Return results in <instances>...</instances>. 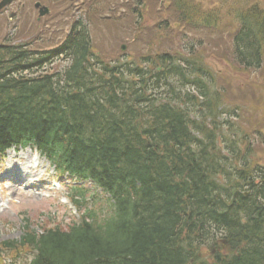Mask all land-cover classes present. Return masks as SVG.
Returning <instances> with one entry per match:
<instances>
[{"label":"trees","instance_id":"trees-1","mask_svg":"<svg viewBox=\"0 0 264 264\" xmlns=\"http://www.w3.org/2000/svg\"><path fill=\"white\" fill-rule=\"evenodd\" d=\"M146 1L131 0L128 13ZM168 1L179 23L196 17L213 34V12L200 2ZM229 19L218 30L222 57L260 68L264 10ZM83 21L47 50L0 44V155L29 146L58 174L93 187L70 188L77 218L37 232L25 222L18 241L0 245L29 248L28 264H264V171L250 163L246 136L222 129L228 110L217 98L230 90L211 92L212 75L192 52H162L143 59L144 68L107 66ZM174 28L164 23L152 34L162 40ZM59 58L65 69H47ZM174 83L194 85L196 96ZM210 246L213 256L203 253Z\"/></svg>","mask_w":264,"mask_h":264},{"label":"rangeland","instance_id":"rangeland-1","mask_svg":"<svg viewBox=\"0 0 264 264\" xmlns=\"http://www.w3.org/2000/svg\"><path fill=\"white\" fill-rule=\"evenodd\" d=\"M125 1L13 2L0 11V44L12 40L14 43H28L29 47L39 51L47 50L59 45L72 22L79 18L84 20L89 28L93 53L105 65L138 63L145 66L143 59L153 58L162 52L172 53L174 50H180L182 57L190 52L192 55H201L202 64L207 69V77L212 75V80L206 77L211 92H221L222 87L225 91L230 90L217 98L219 109L228 110V115H223L220 119L225 123L222 129L225 130L229 125L230 131L233 129L238 134L245 135L251 142L248 155L250 163L260 166L264 171V63L258 69H243L232 60L227 49L226 54L234 63L229 62L227 57L221 55L226 47L221 39L223 32L218 31L230 28L228 24L231 20L228 21V17L234 20L251 6L264 10V0H192L200 2L205 7V12H213L208 22V27H216L213 34H207L209 30L204 31L196 17L190 23L188 20H180L179 23L178 13L175 14L176 11L170 8L168 0H149L145 5L133 6V14H129L127 9L131 0ZM34 2L48 7L49 13L39 17L38 10L33 7ZM152 4L156 6L152 7ZM163 5V12L157 14ZM257 14V17L262 19L258 8ZM246 15L249 16L250 12H246ZM248 20L251 18L248 17ZM135 22L141 25L139 30L136 29ZM164 23L172 27H176L178 23L179 25L168 37L160 40L152 33ZM259 32L264 34V27H261ZM122 45L124 51L120 50ZM191 46L192 49L189 50ZM68 64V61L60 58L48 69L61 71ZM174 85L181 95L188 92L196 96L194 85ZM217 144L220 146V139ZM12 150L14 149L8 150L0 157V242L18 240L26 223L29 230L37 232L53 224L63 226L69 219L77 216L76 210L67 200L71 183L64 176H58L48 162L34 150L24 148L16 153ZM25 157L27 161L31 160L34 165H38L35 168L36 173L41 169L44 172L40 175H29L28 178L22 176L19 170L7 173L9 166L16 165L21 168V164L26 162L23 159ZM18 174L21 175L20 179L17 178ZM26 183L31 185L27 187ZM89 188L90 191L93 190L90 185ZM96 191L100 193V190ZM28 251L26 248L16 254V257H11V253L7 255L3 250V253H0V264H23ZM203 253L208 254L206 249Z\"/></svg>","mask_w":264,"mask_h":264},{"label":"bare ground","instance_id":"bare-ground-1","mask_svg":"<svg viewBox=\"0 0 264 264\" xmlns=\"http://www.w3.org/2000/svg\"><path fill=\"white\" fill-rule=\"evenodd\" d=\"M19 151H21V149ZM14 153H16V152H14ZM12 156H14V155H12ZM23 159H25L26 162H24L23 164H21V168L19 166H16V165L9 166L7 173H10V172L18 171L19 170L20 172H22V176H24L25 178H28L29 175L32 176L34 174V176H35V175H40L42 172H44V170L41 169L40 171H38L36 173L35 172V168L38 165H34L32 162H30L31 160L30 161H27V157H25ZM32 161L35 162V160H32ZM20 177H21V175L18 174L17 175V178L20 179ZM24 181H26V179H24ZM30 185H31V183H26V186L27 187L30 186Z\"/></svg>","mask_w":264,"mask_h":264},{"label":"water","instance_id":"water-1","mask_svg":"<svg viewBox=\"0 0 264 264\" xmlns=\"http://www.w3.org/2000/svg\"><path fill=\"white\" fill-rule=\"evenodd\" d=\"M14 0H0V10L5 7L6 5L10 4ZM35 8H39V14L43 15L44 13L47 12V8L40 6V3L36 2L34 4Z\"/></svg>","mask_w":264,"mask_h":264}]
</instances>
